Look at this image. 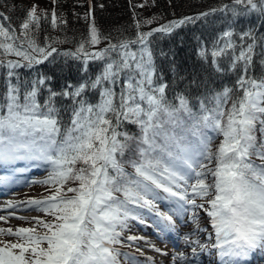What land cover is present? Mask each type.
<instances>
[{
    "label": "snow or ice",
    "instance_id": "1",
    "mask_svg": "<svg viewBox=\"0 0 264 264\" xmlns=\"http://www.w3.org/2000/svg\"><path fill=\"white\" fill-rule=\"evenodd\" d=\"M218 12L232 17L229 26L210 49L201 46L197 55L222 71L220 58L231 53L232 67L242 64L245 74L236 81V89L225 87L199 98L189 91L202 84L193 76L184 90L173 89L169 99L172 85L155 61L154 34L170 36ZM253 13L264 20V0H230L148 31H141L137 21L134 38L110 41L90 52L88 46L102 39L93 25L75 51L63 53L48 43L51 38H45L44 46L38 42L48 14H38L36 5L26 10L18 29L5 25L11 18L0 13V67L7 69L0 99V163L38 161L49 169L45 179L34 181L48 185L49 195L10 200L4 207L32 208L51 217H32L33 227L0 228V235L17 238L0 243V264H121V255L127 264H140L138 257L116 247L129 221L163 234L175 229L174 217L185 215L196 223L193 232L183 236L193 256L198 249L214 251L219 264H241L256 250L264 252V78L247 75L257 43L254 30H240L238 54L234 40V25ZM51 24L58 26L55 10ZM54 54L81 60L82 71H87L89 60L100 61L102 68L94 78L68 84L59 92L47 87L41 104L37 96L52 77L37 74L21 82L16 70L55 60ZM12 56L17 59L8 58ZM89 91L96 94L95 103L86 97ZM57 97L70 100L69 108H57ZM127 125L137 132L124 130ZM216 138L221 139L213 147ZM160 202L167 203L166 211L160 210ZM201 211L212 229L206 243L196 235L204 231L197 223ZM5 219L0 216V221ZM142 239L161 252L144 237H127ZM172 259L173 264H189L183 252ZM148 261L151 264L150 257Z\"/></svg>",
    "mask_w": 264,
    "mask_h": 264
},
{
    "label": "trees",
    "instance_id": "2",
    "mask_svg": "<svg viewBox=\"0 0 264 264\" xmlns=\"http://www.w3.org/2000/svg\"><path fill=\"white\" fill-rule=\"evenodd\" d=\"M73 1L74 3L72 4L68 1L66 2V0L58 1L57 6H55L58 26L55 28L51 24L50 5H48L46 11L48 14L47 20L42 21L41 31L37 37L41 46L45 45V38L48 37L51 38L48 40V43L52 47L69 45L76 48L82 39L89 37V29L93 25L102 36L100 43L107 41L116 42L121 38H134L137 31V21L141 23L140 30L147 31L152 27L182 16L220 7L230 0H129L130 3H128V0H93V11L90 19L87 14L86 0ZM139 1H144L148 8L154 11L151 10L145 16V10H141ZM65 5L66 7H64ZM29 8V4H19L16 0H0V13L9 16L11 18L10 23L17 27V29L20 20L25 15L26 9ZM219 14L220 16H218ZM60 19L66 21V23H59ZM149 19L152 20V23L145 24L144 21ZM231 19L230 15L217 13L208 17L207 21L199 20L195 23H189L177 29L170 36L158 37L152 44V48L155 61L162 70L166 81L170 83L171 79H175L179 84L180 91H182L189 80L195 76L199 82H202L198 90L195 88V85L189 90L192 97L195 98L207 97L214 92L222 91L225 87L236 89V81L245 73L242 64H239L236 68L232 67L231 53L220 58L222 71H216L215 68L211 67L209 63L202 61L197 55L201 46H206L209 49L212 47L211 45H213V42L219 37L220 33L228 28ZM262 24H264V20H261L258 14L253 13L239 18L238 23L234 25L237 33L234 36L237 54L241 44L239 38L240 30H247L251 27L256 34L257 43L253 65L247 72L248 76L256 79L264 78V63H262L264 61V27H261ZM188 27L191 29L185 30ZM250 42L246 41L245 43ZM203 43L209 44L210 47ZM90 48H92V45L88 46V49ZM161 51L167 54L166 57L160 56ZM173 65H175V72L172 70ZM33 71L49 77L54 76L56 80H59V74L61 73L65 76L68 74L69 76H74L77 73L75 67L68 69L67 65H64L61 69H51L48 66L34 68ZM19 77L21 82L28 81L23 75ZM180 77H184L182 82H180ZM29 78L32 80L34 76L29 75ZM13 82H15V79H13ZM5 91L6 74L1 67L0 99H2ZM47 96V93L41 91L37 96V100L43 104ZM55 105L57 108L60 107L56 102ZM68 106H66L67 109ZM65 119H67V114H65ZM124 130L130 134L137 132L134 125H127ZM256 135L259 139V131H257ZM217 144H213V147ZM128 170H131V168Z\"/></svg>",
    "mask_w": 264,
    "mask_h": 264
},
{
    "label": "rangeland",
    "instance_id": "3",
    "mask_svg": "<svg viewBox=\"0 0 264 264\" xmlns=\"http://www.w3.org/2000/svg\"><path fill=\"white\" fill-rule=\"evenodd\" d=\"M16 1L19 4H24V5H28L29 4L30 8L33 5L38 6L40 4V6H38V8H37V13L41 14V15L47 11L48 5L53 6V4L50 3V0H16ZM58 1L59 0H57V3H58ZM67 1L69 3H71V4L74 3L73 0H66V2ZM57 3L55 4V6H57ZM139 6L141 7V10H145V16H147L148 13H150V11L153 10V9L150 10L148 8V6L145 4L144 1L143 2L139 1ZM64 7H66V5ZM9 58L17 59L15 56H12V57H9ZM36 166H37L38 170L48 169L47 165H36ZM21 167L22 166H20L19 168H21ZM21 169L24 170V168H21ZM48 171H49V169L46 172H48ZM36 173H38V172H36V170H35V171H33V174H31V175H36ZM37 175L40 176L39 174H37ZM13 181H14V179H11L9 181H3L2 185L11 186V182H13ZM19 184H21V182ZM28 185H29V187L32 188V191L30 192L31 195H34V196H37V197H40V196L43 197L45 195H49V187H45V188L39 189V188H37V185H35L34 183H30ZM21 208H23V207H21ZM24 215H26L25 219H19V217H16V215L15 216H11L10 219L12 221H8L7 223H2L3 227H5L6 229L11 228L13 230H15L16 228H20V227H33V225L35 224V221H33L31 218L32 217H36V216L44 218V219H51V217H46L44 213L38 212L36 210L32 211V212H26ZM149 229L150 228L147 227V226L137 227L135 225H132V223L129 221L128 227L126 228V231H127V233H129L128 235H131L130 233H133L137 237H148L150 239V243H151V241H152L151 239L153 238V236L150 234V232L148 234L146 232V231H149ZM37 231H41L42 232L43 229L38 228ZM1 237L2 236H0V240L2 242L10 241V240H11V242L17 241V238L15 236H9L8 235V236H4L3 238H1ZM157 242H158L159 245H161L160 241L157 240ZM135 245L143 246V245H145V240H143V239L142 240H136L135 241ZM164 257H165V259H167L166 256H164Z\"/></svg>",
    "mask_w": 264,
    "mask_h": 264
}]
</instances>
